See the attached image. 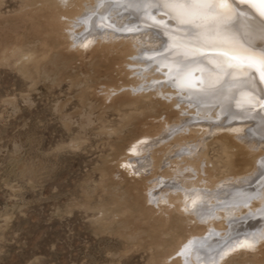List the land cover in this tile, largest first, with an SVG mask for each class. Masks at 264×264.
<instances>
[{"label":"rangeland","instance_id":"rangeland-1","mask_svg":"<svg viewBox=\"0 0 264 264\" xmlns=\"http://www.w3.org/2000/svg\"><path fill=\"white\" fill-rule=\"evenodd\" d=\"M35 1L0 0V264H190L193 249L207 259L219 254L220 246L203 243L175 253L184 229H146L152 214L132 192L138 175L121 164L132 141L163 122L139 125L150 101L129 104L114 90L125 78L111 58L68 48L64 35L40 42L42 16L27 6ZM32 50L37 64L24 59ZM154 106L153 117L161 110ZM207 153L222 165L217 178L240 173L224 166L218 143ZM221 262L264 264V255L247 248Z\"/></svg>","mask_w":264,"mask_h":264},{"label":"bare ground","instance_id":"bare-ground-1","mask_svg":"<svg viewBox=\"0 0 264 264\" xmlns=\"http://www.w3.org/2000/svg\"><path fill=\"white\" fill-rule=\"evenodd\" d=\"M29 4L42 16L38 20L42 30L35 33L40 42L64 35L72 42L68 48L91 49V54L111 58L110 64L125 78L114 90L131 97L129 104L150 101L147 110L142 103L145 111L139 125L163 122V128L144 131L133 140L121 164L128 176L138 175L132 192L140 200L139 208L152 214L146 229L157 236H169L173 226L175 231L184 229L186 239L174 244L175 253H185L200 243L220 246L219 254L210 259L193 249L190 264H221L230 254L247 248L262 257L264 109L259 102L264 100V81L259 73L223 75L219 60L209 62L190 42L180 43L202 30L193 33L180 25L155 0L147 3L144 11L149 15L143 19L134 0H36ZM236 10L243 43L251 49L264 46V23L258 14L247 5H237ZM169 36L175 39L170 42ZM37 52L30 51L24 59L37 64ZM244 99L252 100L251 110L236 108ZM158 104L161 110L153 117L150 108ZM217 143L228 158L224 166L240 173L216 177L222 165L217 166L207 151ZM144 156V164L136 168L138 158ZM239 156L243 161L232 163ZM243 213L248 214L239 218ZM183 256L186 260L187 254Z\"/></svg>","mask_w":264,"mask_h":264},{"label":"snow or ice","instance_id":"snow-or-ice-1","mask_svg":"<svg viewBox=\"0 0 264 264\" xmlns=\"http://www.w3.org/2000/svg\"><path fill=\"white\" fill-rule=\"evenodd\" d=\"M149 2L150 0H134L141 19L149 15L144 11ZM155 2L160 4L161 10L168 9L174 20L191 29L193 33L198 29L202 30L180 43L190 42L191 47L209 62L213 58L219 60L218 68L223 75L246 74L247 70H255L264 81V46L251 49L243 43L240 14L236 10L237 5H247L264 23V0H155ZM173 39L175 38L169 36L170 42ZM209 53H214L215 56ZM259 103L264 109V100ZM251 105V99H244L237 102L236 108L249 111Z\"/></svg>","mask_w":264,"mask_h":264}]
</instances>
